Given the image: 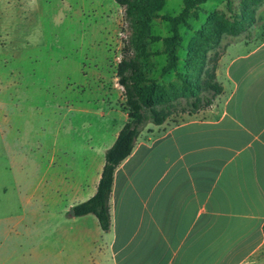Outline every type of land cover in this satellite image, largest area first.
<instances>
[{
  "label": "rangeland",
  "instance_id": "rangeland-1",
  "mask_svg": "<svg viewBox=\"0 0 264 264\" xmlns=\"http://www.w3.org/2000/svg\"><path fill=\"white\" fill-rule=\"evenodd\" d=\"M225 1L227 11L217 13L230 22L264 4V0L252 2L255 7L248 6V0ZM217 5L219 0H213L193 10L188 25L180 27L184 40L180 71H184L194 28L202 26ZM184 7L182 0H167L160 14L176 16ZM124 15L115 0H0V252L4 264H33L29 244L33 241H51L53 261L67 255L61 252L62 243L70 238L65 226L73 215L71 209L66 211L63 187L83 175L85 187L93 189L97 167L105 160L102 144L128 122L117 76L129 40ZM246 23L247 30L236 37L255 32V26ZM152 34L171 35L169 24L154 20ZM223 37L215 52L222 53L235 38ZM149 48L154 53L164 50L161 42ZM166 62L163 54L148 59V76L160 84L179 85L175 72L161 75ZM93 219L90 229L97 237L99 225Z\"/></svg>",
  "mask_w": 264,
  "mask_h": 264
},
{
  "label": "crops",
  "instance_id": "crops-1",
  "mask_svg": "<svg viewBox=\"0 0 264 264\" xmlns=\"http://www.w3.org/2000/svg\"><path fill=\"white\" fill-rule=\"evenodd\" d=\"M226 3L209 11L225 12ZM262 14L255 32L230 39L221 53L216 77L223 91L210 107L142 132L115 172L110 230L98 222L94 237V215L72 216L61 250L67 255L53 261L51 241L29 242L33 264H264ZM119 132L102 144L105 155ZM104 164L93 189L83 175L63 187L66 211L96 194Z\"/></svg>",
  "mask_w": 264,
  "mask_h": 264
},
{
  "label": "trees",
  "instance_id": "trees-1",
  "mask_svg": "<svg viewBox=\"0 0 264 264\" xmlns=\"http://www.w3.org/2000/svg\"><path fill=\"white\" fill-rule=\"evenodd\" d=\"M184 9L176 16L161 15L167 0H115L124 9L129 40L118 64V80L123 88L128 122L120 130L113 146L107 150L105 164L96 194L73 208L75 217L94 215L104 232L111 227L110 197L117 168L131 156L142 132L148 125H163L174 114H195L210 107L223 88L217 81L216 69L221 53L215 52L223 36L236 37L253 23L255 12H244L240 21L230 22L222 14L212 13L197 30L187 47L184 71H180L183 37L180 27L187 26L193 10L208 0H182ZM263 0H252L261 3ZM253 3V4H254ZM250 14V16H249ZM169 24L171 35L152 34L153 21ZM162 43V52H152L150 45ZM163 54L167 62L162 76L175 72L180 84H160L150 78L146 61Z\"/></svg>",
  "mask_w": 264,
  "mask_h": 264
},
{
  "label": "water",
  "instance_id": "water-1",
  "mask_svg": "<svg viewBox=\"0 0 264 264\" xmlns=\"http://www.w3.org/2000/svg\"><path fill=\"white\" fill-rule=\"evenodd\" d=\"M70 212H71V214H72L73 216H75L74 211H73V208L70 210Z\"/></svg>",
  "mask_w": 264,
  "mask_h": 264
},
{
  "label": "built area",
  "instance_id": "built-area-1",
  "mask_svg": "<svg viewBox=\"0 0 264 264\" xmlns=\"http://www.w3.org/2000/svg\"><path fill=\"white\" fill-rule=\"evenodd\" d=\"M121 61V58H120V60H119V62Z\"/></svg>",
  "mask_w": 264,
  "mask_h": 264
}]
</instances>
